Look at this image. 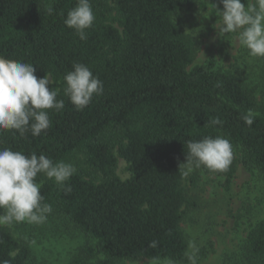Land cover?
Masks as SVG:
<instances>
[{"label": "trees", "instance_id": "1", "mask_svg": "<svg viewBox=\"0 0 264 264\" xmlns=\"http://www.w3.org/2000/svg\"><path fill=\"white\" fill-rule=\"evenodd\" d=\"M91 4L95 21L82 41L64 24L76 0H0V56L34 64L38 78L49 74V90H59L57 99L65 104L59 112L48 110L51 126L38 137L0 131V148L74 166L66 182L71 191L37 177L52 206L37 227L57 233L74 226L89 238L69 264L153 258L189 264L182 227L185 207L194 205L184 185L187 142L223 136L240 158L219 174L230 181L241 161L264 176V100L233 71L195 63L196 43L176 15L205 7L207 0ZM75 63L87 65L104 85L103 95L83 111L63 94V77ZM249 110L251 126L242 118ZM214 117L222 125H211ZM119 157L127 162L128 178L117 173ZM153 240L158 246L149 248ZM242 257L240 264H264V220L249 230ZM31 260L27 242L0 226V262Z\"/></svg>", "mask_w": 264, "mask_h": 264}, {"label": "clouds", "instance_id": "2", "mask_svg": "<svg viewBox=\"0 0 264 264\" xmlns=\"http://www.w3.org/2000/svg\"><path fill=\"white\" fill-rule=\"evenodd\" d=\"M207 2L209 6L206 11H201V15L209 19L215 14L217 20L213 27L218 30V35L222 38L233 37L250 57L264 59V0H219L222 8L212 0ZM47 11L51 14L53 8L48 7ZM94 21L91 0H76V5L67 12L64 24L84 41ZM35 72L34 64L0 56V131H12L21 137L30 133L32 137H38L51 126L48 110L59 112L64 108V100L57 99L59 90H49L48 85L53 84L51 76L45 74L38 78ZM63 80V94L77 111H83L92 103L94 96L104 93L103 82L83 63L73 64ZM253 117L249 110L242 118L251 126ZM209 123L222 125L223 121L214 117ZM187 149L186 162L183 163L185 177L201 167L211 172H226L233 161V146L223 136H204L200 140L188 141ZM74 173L72 164L53 162L44 154L33 152L26 155L9 147L0 148V226L45 222L52 212V206L44 202L45 198L40 192L42 182H37L38 175L42 174L66 191H71L66 182ZM157 246L156 240L148 245L149 248ZM188 249L185 257L189 264H197V249L193 241H189ZM152 264L176 262L171 258L163 261L153 258Z\"/></svg>", "mask_w": 264, "mask_h": 264}, {"label": "rangeland", "instance_id": "3", "mask_svg": "<svg viewBox=\"0 0 264 264\" xmlns=\"http://www.w3.org/2000/svg\"><path fill=\"white\" fill-rule=\"evenodd\" d=\"M212 2L222 8L219 0ZM207 6L208 2L196 10L185 8L176 15L179 26L196 43L195 63L212 62L216 67L233 71L257 87V97L263 101L264 59L250 57L233 37H220L213 27L215 14L209 19L201 15ZM233 158L239 159L240 153L235 151ZM117 173L123 179L130 176L127 162L121 157ZM194 174H197L195 181ZM184 185L194 205L185 207L182 227L188 241L195 243L197 264H240L249 230L264 220V176L238 161L230 181L226 175L200 168L184 178ZM7 227L31 247V264H69L77 248L89 240L74 226L57 233L42 231L28 222ZM121 264H152V260H126Z\"/></svg>", "mask_w": 264, "mask_h": 264}]
</instances>
